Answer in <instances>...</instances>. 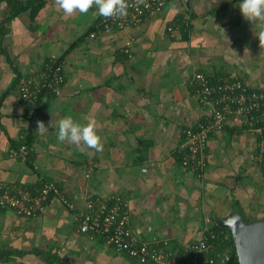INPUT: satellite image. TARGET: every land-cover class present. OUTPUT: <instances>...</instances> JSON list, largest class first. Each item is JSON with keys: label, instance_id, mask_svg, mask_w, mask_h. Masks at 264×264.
<instances>
[{"label": "crops", "instance_id": "crops-1", "mask_svg": "<svg viewBox=\"0 0 264 264\" xmlns=\"http://www.w3.org/2000/svg\"><path fill=\"white\" fill-rule=\"evenodd\" d=\"M15 1L0 0V184L32 189L51 180L82 212L90 197L126 210L137 240L162 249L171 264H209L216 244L195 257L185 246L214 218L237 210L249 222L264 220L256 131L230 119L208 134L202 170L181 164L185 130L207 115L192 74L234 75L264 88L260 29L242 17L241 0H168L136 27L93 37L102 17L95 7L66 16L55 0H34L40 6L32 15L26 0ZM49 57L63 62L61 95L20 97V84ZM65 115L94 121L103 151L60 143L56 128L36 131L38 121L47 126ZM22 143L32 147L29 157H10ZM3 251L13 256L0 254V264H155L101 233L79 231L73 210L56 196L32 217L0 207Z\"/></svg>", "mask_w": 264, "mask_h": 264}, {"label": "built area", "instance_id": "built-area-1", "mask_svg": "<svg viewBox=\"0 0 264 264\" xmlns=\"http://www.w3.org/2000/svg\"><path fill=\"white\" fill-rule=\"evenodd\" d=\"M166 1L168 0H145V3L136 5V0H128L126 16L119 19L101 17L89 36L93 37L97 32L136 27L147 15L159 13ZM167 30L174 34L176 29L170 25ZM129 45L130 42H127L126 46ZM127 50L126 48L125 51ZM63 83V62L56 57H49L41 68L32 71L20 84V97L30 101L42 92L60 96ZM189 83L199 103L207 110V115L194 128L185 130L186 139L182 143L181 164L192 170H202L206 164L208 134L222 129L232 119L258 133L256 159L264 167V88L249 87L234 75L210 77L201 72L192 74ZM31 151V146L22 143L11 147L8 154L10 157L26 160ZM52 196L59 197L69 209L73 210L79 231L101 233L107 243L118 250L126 251L140 261L151 260L155 264H171L162 249L137 240L129 226V214L126 210H118L117 207L108 209L104 202L90 197L86 203L88 210L82 212L51 180L41 179L39 185L32 189L0 184V207L12 209L25 217L45 213L47 201ZM221 234L222 231H213L206 225L200 237L185 246V251L192 253L193 257L208 252L220 239ZM207 259L209 264H235L237 261L235 252L229 250H217ZM187 264L199 263L192 258Z\"/></svg>", "mask_w": 264, "mask_h": 264}, {"label": "clouds", "instance_id": "clouds-1", "mask_svg": "<svg viewBox=\"0 0 264 264\" xmlns=\"http://www.w3.org/2000/svg\"><path fill=\"white\" fill-rule=\"evenodd\" d=\"M141 3H145V0H136V5ZM55 4L66 16L87 14L95 7L105 19L123 18L129 7L128 0H55ZM238 7L242 17L260 29L257 36L260 47H264V0H241ZM49 128L58 129L57 139L60 143L68 142L76 146H87L96 152L103 151L102 137L97 133L94 121L80 124L72 116L65 115L55 124L53 119L47 126L43 121L37 122V132L44 133Z\"/></svg>", "mask_w": 264, "mask_h": 264}, {"label": "water", "instance_id": "water-1", "mask_svg": "<svg viewBox=\"0 0 264 264\" xmlns=\"http://www.w3.org/2000/svg\"><path fill=\"white\" fill-rule=\"evenodd\" d=\"M216 223L230 231L238 264H264V220L246 222L232 210Z\"/></svg>", "mask_w": 264, "mask_h": 264}, {"label": "trees", "instance_id": "trees-1", "mask_svg": "<svg viewBox=\"0 0 264 264\" xmlns=\"http://www.w3.org/2000/svg\"><path fill=\"white\" fill-rule=\"evenodd\" d=\"M26 2H28L27 4L29 6L31 5L32 9L31 8L30 9L32 10V15H34V13L37 11V8L40 6V4L37 6H33L34 0H26ZM15 3H18L17 0L15 1ZM245 221L249 222L247 220ZM216 222H217V218H214V221L212 224L213 228L211 227V229L217 232L222 231V234L220 235V239L216 242V248L218 250H229V251L235 252L230 231L226 228L219 226ZM0 254H4V257L1 258V259H4V261L9 260L13 256V254H9V251H6V252L3 251V252H0ZM235 264H238V262L236 261Z\"/></svg>", "mask_w": 264, "mask_h": 264}]
</instances>
